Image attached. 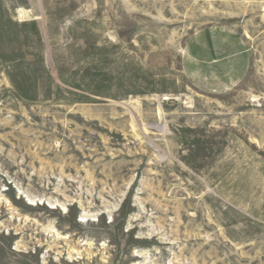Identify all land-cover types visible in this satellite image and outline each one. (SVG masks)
Instances as JSON below:
<instances>
[{"label": "rangeland", "instance_id": "rangeland-1", "mask_svg": "<svg viewBox=\"0 0 264 264\" xmlns=\"http://www.w3.org/2000/svg\"><path fill=\"white\" fill-rule=\"evenodd\" d=\"M216 28L250 67L203 93ZM0 264H264V0H0Z\"/></svg>", "mask_w": 264, "mask_h": 264}, {"label": "crops", "instance_id": "crops-1", "mask_svg": "<svg viewBox=\"0 0 264 264\" xmlns=\"http://www.w3.org/2000/svg\"><path fill=\"white\" fill-rule=\"evenodd\" d=\"M249 67L247 45L233 31L203 30L186 44L185 74L203 93H226L235 89L247 77Z\"/></svg>", "mask_w": 264, "mask_h": 264}, {"label": "bare ground", "instance_id": "bare-ground-1", "mask_svg": "<svg viewBox=\"0 0 264 264\" xmlns=\"http://www.w3.org/2000/svg\"><path fill=\"white\" fill-rule=\"evenodd\" d=\"M167 98V97H166ZM57 236L59 237V234H57Z\"/></svg>", "mask_w": 264, "mask_h": 264}]
</instances>
